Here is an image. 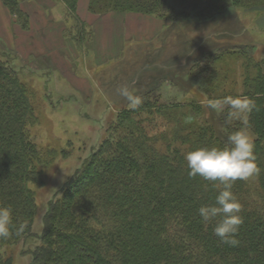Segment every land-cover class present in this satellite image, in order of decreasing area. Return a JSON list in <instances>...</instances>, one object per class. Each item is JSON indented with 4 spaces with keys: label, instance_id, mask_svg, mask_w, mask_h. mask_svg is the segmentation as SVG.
<instances>
[{
    "label": "trees",
    "instance_id": "1",
    "mask_svg": "<svg viewBox=\"0 0 264 264\" xmlns=\"http://www.w3.org/2000/svg\"><path fill=\"white\" fill-rule=\"evenodd\" d=\"M54 1L76 17L78 0ZM2 2L28 30L29 15L19 0ZM229 7L264 8V0H90L88 4L96 15L139 14L163 21V26L216 19ZM218 48L207 52L205 65L195 73L193 65L191 75H200V86L216 92L207 101L238 96L251 101L252 110L229 122L230 109L224 105L218 127L198 118L205 114V106L194 97L165 103L147 90L140 96L139 108L125 107L114 115L99 145L49 201L38 242L28 251L29 264H264V58L251 53L253 44ZM4 53L0 54V206L12 209L15 226L27 222L20 235L13 232L11 238L0 239V264H13L14 257L23 253L18 243L32 235L36 204L29 184L40 182L38 164L48 157L26 131L34 119L31 94ZM228 55L236 58L229 62ZM236 62L241 66L240 86L231 76ZM206 79H214L209 89ZM226 82L230 86L225 87ZM186 110L193 114L189 120ZM242 119L249 123L260 171L233 185L243 218L236 237L239 244L233 247L222 243L213 233L214 221L204 222L198 212L201 205L215 203L222 185L190 177L184 154L197 147L223 146L228 135L242 126Z\"/></svg>",
    "mask_w": 264,
    "mask_h": 264
},
{
    "label": "rangeland",
    "instance_id": "2",
    "mask_svg": "<svg viewBox=\"0 0 264 264\" xmlns=\"http://www.w3.org/2000/svg\"><path fill=\"white\" fill-rule=\"evenodd\" d=\"M61 12L66 26L61 30L60 40H55L53 34L46 45L36 46L32 37L15 38L13 34L11 41L0 38V54L5 52L31 94L34 119L26 131L43 152L51 151L47 155L44 152L48 159L38 164L40 182L29 184L36 204L32 235L18 243L23 253L14 257L13 264H29L28 251L38 242L49 201L99 145L107 123L120 109L128 107V102L118 93L121 86H129L138 96L151 90L165 103L195 98L205 106V114L200 113L198 118H207L219 127L223 101L215 98L207 101L216 95L209 89L214 79H206L208 87L207 83L203 87L209 91L204 90L200 75L194 78L191 75V67L196 65L193 73L197 72L198 67L205 65L208 51L216 52L218 46L231 48L237 43L253 44L251 53L264 58V8L260 7H229L219 18L183 21L175 26H163L165 22L158 19L150 21L132 15L125 21L128 31L122 34L119 52L121 17L99 16L100 20L95 21L99 34L95 36L92 26L89 29L78 18L75 21L67 10ZM98 38L101 42L95 41ZM43 47L48 55L42 51ZM227 58L232 62L236 57ZM233 66L235 71L231 76L236 86H240V62ZM229 83L223 85L227 87ZM213 103L217 104L215 109L210 107ZM186 112L189 120L193 114ZM251 190L256 191L254 183Z\"/></svg>",
    "mask_w": 264,
    "mask_h": 264
},
{
    "label": "clouds",
    "instance_id": "3",
    "mask_svg": "<svg viewBox=\"0 0 264 264\" xmlns=\"http://www.w3.org/2000/svg\"><path fill=\"white\" fill-rule=\"evenodd\" d=\"M118 93L128 102V107L135 110L141 106L143 99L134 94L127 85L121 86ZM223 104L230 109L226 119L241 118L244 113L250 112L254 105L247 98L226 97ZM213 109L217 104L210 105ZM190 177L199 176L206 181L218 182L222 188L215 197L214 204L201 205L199 216L204 222H213V233L222 243L237 246L243 218L240 215L241 205L233 185L237 180H247L260 169L254 152V138L249 123L242 119V126L232 131L223 146L197 147L184 154ZM27 227V222L19 226L13 224L12 209L0 206V239H9L13 235H20Z\"/></svg>",
    "mask_w": 264,
    "mask_h": 264
},
{
    "label": "crops",
    "instance_id": "4",
    "mask_svg": "<svg viewBox=\"0 0 264 264\" xmlns=\"http://www.w3.org/2000/svg\"><path fill=\"white\" fill-rule=\"evenodd\" d=\"M89 1L90 0H78L76 17H74V20L76 21V18H78L80 23L89 27V29L92 26L95 32L94 33L95 36L99 34V32L97 34L98 29H96L95 27L96 25L95 21L96 19L99 18V16L100 18H103L102 16L104 15H110V16L114 15V18L121 17L120 19L121 36L122 34H124V32L126 33L128 31V26L125 24V21L127 20L128 22V18L131 17L132 15L141 16L145 20L147 19H149L150 21L156 20V18L149 17V16H143L139 14L109 13V14H103L102 16L96 15L89 11L88 9ZM19 2H20L21 9L29 15V20H30L29 29L28 30L22 29L21 26L16 22L14 15L10 13L9 9L3 4L2 0H0V38L1 39L3 38L5 40L10 39V41L14 40L13 34L15 35V38H20L21 36H26L27 38L32 37L31 39H35L33 43L36 46H40L42 43L46 45V42H48V40L52 38L53 34L55 36V40H60L59 36L61 34V30L63 31L64 27L66 26L64 20L62 19V15H60L62 13L61 10H64L65 12L67 10L64 4L54 1V0H19ZM55 14L57 16L59 15L60 18L55 17ZM58 27L60 28L59 30H57ZM144 27L146 26L144 25L142 28ZM58 33L59 35H57ZM147 38H152V37H147ZM100 39L101 38H98L96 40L94 39V40L95 41L99 40L101 42ZM123 39L124 37L122 36L119 41V44H117L118 47L119 46L122 47ZM105 43L106 42H104V44ZM98 45L99 44H97V46ZM57 46L58 44H56V47ZM120 47L118 48V52L121 49ZM42 51L46 52L45 55H48V51L46 47H43ZM95 56L97 55L95 54ZM98 56H99V52H98Z\"/></svg>",
    "mask_w": 264,
    "mask_h": 264
}]
</instances>
